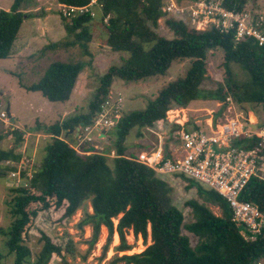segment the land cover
I'll return each mask as SVG.
<instances>
[{"label": "trees", "instance_id": "1", "mask_svg": "<svg viewBox=\"0 0 264 264\" xmlns=\"http://www.w3.org/2000/svg\"><path fill=\"white\" fill-rule=\"evenodd\" d=\"M29 1L13 0L8 10L0 9V58L11 55L24 18H39L45 14L24 11V5ZM249 1L222 0V5L241 11ZM59 2L82 7L91 0ZM96 4L100 6L99 17H92L89 12L75 14L70 20L61 16L66 39L59 45H77L81 54L91 59L89 43L93 33L102 27L101 44L128 56L121 57L119 64L110 66L99 77L86 111L74 112L49 125L37 123L34 130L48 135L41 146L43 157L32 171L27 186L10 189L12 196L7 205L12 219L7 227H0L5 253L13 256V264H50L53 254L59 257L54 264H80L87 260L101 229L105 228L107 237L99 261L105 258L113 234L117 233L119 237V244L114 247L116 253L108 264H254L264 259V229L255 240H245L240 233L241 226L232 221L227 201L214 190L180 175L186 187H195L198 194V199L185 203L193 217L185 223L183 213L172 203V190L167 181L138 161L137 154L130 152L126 145V137L133 128H137V137H142V130L149 127L160 133L166 131L168 140L173 139L175 131L192 120L185 121L183 126L169 124L165 120L166 112L172 107L185 108L194 100L225 102L231 98L237 104L259 105L264 115V46L250 37L236 42L234 31L222 33L214 27L196 30L174 17L164 21L172 36H163L157 28L159 19L166 14L162 11L165 0H96ZM56 45L53 43L50 47ZM215 49L223 53L224 78L223 81H212L214 86L206 87L209 80L206 58ZM183 59L191 60L184 75L163 85L143 109L124 112L117 119L111 128L114 136L111 162L107 152L95 149L86 154L73 148L76 127L92 122L105 103L115 78L144 81L153 76H164L174 61ZM88 63L90 61L82 59L53 61L36 83H21V86L28 91L40 92L48 101L66 102L79 73ZM11 159L18 161L20 154L12 148L0 151V175L1 163ZM51 198H54L55 206L66 202V217L82 210L76 226L80 230L88 226L91 230L83 254L71 249V241L63 249L42 234V245L32 256L23 234L38 211L29 210V207L31 203H39L40 210H45L50 207ZM239 198L257 204L264 213L263 182L252 179ZM86 203L91 211L86 209ZM213 206L219 209L218 214L212 210ZM114 219H117L116 224ZM128 232L135 237L141 236L144 242L149 235L151 243L141 252L118 255V252L132 248L126 239ZM67 255H70V261ZM2 258L0 252V260ZM76 258H79L78 262Z\"/></svg>", "mask_w": 264, "mask_h": 264}, {"label": "rangeland", "instance_id": "2", "mask_svg": "<svg viewBox=\"0 0 264 264\" xmlns=\"http://www.w3.org/2000/svg\"><path fill=\"white\" fill-rule=\"evenodd\" d=\"M175 1L178 2L179 6L191 2V0ZM12 3L13 0H0V9L8 10ZM61 4L59 0H30L28 4L26 3L24 11L27 13L44 12L45 14L39 18H24L18 36L14 41L11 55L8 58H0V151L12 148L15 153L20 154L18 161L11 159L1 163L0 227L2 228L7 227L12 219L7 205V201L12 196L10 189L18 186H27L32 176V171L38 167L42 160L43 151L41 146L48 135H45L41 130H34L37 123L49 125L60 121L58 116L67 107L74 108L71 114L77 111H86L98 86L99 77L110 66L119 64L121 57L128 56L125 52H113L110 48L106 50V46L101 44L100 41L104 37L102 27L93 33V38L89 43V50L92 53L91 59L88 56L82 55L81 49L77 45L73 47L60 46L59 44L66 39V32L61 21V16H64L59 10V5ZM99 7L96 4V8H92L95 14L94 17H99ZM243 10L250 16H255L256 14L264 15V0H250ZM170 17L173 16L166 13L158 22L157 32L166 37L172 36L171 30L168 29L164 22L165 19ZM36 18L38 19L36 20ZM65 18L70 20L71 16ZM183 19L190 25L187 16H184ZM43 25L46 26L48 31L46 30L43 36L37 34V31L31 33L32 38L25 44L26 48H24L22 40L25 38V34ZM99 31H103V33L101 34ZM53 43L57 45L50 47ZM79 59L86 62L90 61V63L79 73L75 86H79L81 91L78 90V93H76L75 90L72 97H70L71 101L69 99L66 102H51L43 97L40 92L28 91L21 86V83L24 85L36 83L47 66L53 61L74 62ZM222 61L223 53L220 49L211 50L208 53L206 64L209 80L206 82V87L214 86L212 81H223L224 71L221 67ZM190 63V59L174 61L166 75L153 76L144 81H124L115 78L106 99L108 103L102 105L107 112L106 117L109 114L120 117L124 112L143 109L148 99L154 97L163 85L184 75ZM220 107H223L220 113L224 112L230 115L241 113L245 115L248 112L257 121H261L264 117L259 105L250 103L237 104L231 98L226 99L225 102L211 99L194 100L187 107L183 108L182 112L177 113L179 119H181V123H185V121L210 113L218 115L220 113L217 114V111ZM228 107H230V112L227 110ZM7 110L10 116L7 114ZM96 116L97 114H95L94 118ZM83 127V125L76 127L73 135V147L76 146L79 135L82 137L88 134V132L83 130ZM111 128H107V132L102 138H93L91 142L98 146L96 150L108 153L110 162L114 156V151L109 150V145L112 147L114 139ZM142 133V137H137V128H133L126 137V145L130 148L132 145H137L136 143L140 142L141 145H145L148 148L158 141L157 136L148 129H143ZM96 134L97 132H93V137ZM159 135L165 139L167 133H159ZM19 136L21 140L18 141ZM138 138L141 139L139 140ZM85 145H89V142H86ZM158 176L167 181L171 187L172 203L183 213L184 222L188 223L192 221L191 210L185 203L190 199H198L196 188H187L186 183L177 175ZM49 200L51 205L45 210H40L39 203H31L29 207V210L36 209L38 211L35 217H31L23 234L25 243L31 249L32 256H35L42 245V241L40 240L42 234L49 236L53 243L61 246L63 249L71 241V249H74L77 254H83L87 249L85 240L90 237L91 230L88 226H85L83 230L78 229L76 226L82 217V210L79 209L71 217H66L64 215L66 202H63L61 206H55L54 198ZM87 208L91 211L89 203H86ZM212 210L216 214L219 213L217 207L213 206ZM113 221L115 224L117 223V219ZM106 237L107 231L105 228H102L99 239L91 254L85 262H81L80 264H108V261L116 253L114 247L119 244V237L115 233L113 234L105 258L99 261L98 258L101 255ZM126 239L132 245V248L124 252H118V255L141 252L147 244L151 243L149 237L144 242L142 238L135 237L129 232L126 234ZM191 240L194 243L195 239L193 236ZM3 244L4 237L0 235V252L3 255L0 264H13V256L5 253ZM67 259L70 261V255H67ZM57 261H59V257L53 254L50 264H54ZM76 261L78 262L79 258H76Z\"/></svg>", "mask_w": 264, "mask_h": 264}, {"label": "built area", "instance_id": "3", "mask_svg": "<svg viewBox=\"0 0 264 264\" xmlns=\"http://www.w3.org/2000/svg\"><path fill=\"white\" fill-rule=\"evenodd\" d=\"M164 5V13L183 21L187 16L190 26L196 30L214 27L222 33L234 31L236 42L250 37L258 45L264 46L262 14L250 16L245 10L227 9L222 5V0H196L180 6L175 0H165ZM59 7L64 17L83 12H89L92 17L95 15L89 4L82 7L61 4ZM227 110L230 112V107ZM182 111L180 107L169 109L166 122L183 126L185 123H181L177 113ZM106 114L104 106H101L92 122L83 125V130L88 134L78 136L77 144L73 147L76 151L89 153L86 152L89 146L97 148L91 143L93 138H102L107 128L113 127L119 118L111 114L106 117ZM150 130L157 132L154 128ZM93 132H97L94 137ZM172 137L167 140L168 134L167 139L158 135L155 147L137 154L138 161L151 167L157 175H183L217 192L229 204L232 221L241 226L242 237L255 240L263 232L264 213L257 204L242 200L239 196L252 179L264 183V117L257 121L248 112L245 115L210 113V117L204 121L187 123L178 128ZM86 142L89 145H85ZM254 264H264V259Z\"/></svg>", "mask_w": 264, "mask_h": 264}, {"label": "crops", "instance_id": "4", "mask_svg": "<svg viewBox=\"0 0 264 264\" xmlns=\"http://www.w3.org/2000/svg\"><path fill=\"white\" fill-rule=\"evenodd\" d=\"M94 3V4H93ZM89 6H90V8L92 9L93 7H95L96 8V0H91V2L89 3ZM98 11H99V9H98ZM49 15V14H48ZM38 18H36V20H37ZM47 30V28H46V26L45 25H43L42 27H39L38 26V28H36L35 30L33 29L31 32H27L26 34H25V38L22 40V44L24 45V48H26V46H25V44L32 38L31 37V33H33L34 31H37V34H39V35H41V36H43V33H45V31ZM48 31V30H47ZM101 34L103 33V31H99ZM106 46V45H105ZM106 50H109V47L108 46H106ZM79 85H80V83H79ZM75 88H73V90H72V93H71V95H70V97H72V94L75 92V90H76V93H78V90H80L81 91V88L79 87V86H74ZM69 97V99H70V101H71V98ZM68 99V100H69ZM69 101V102H70ZM68 105H70V103H68ZM76 109V108H75ZM72 111H74V108H72L71 109V107L70 108H64L62 111H61V114L58 116L59 117V120H62V119H64L65 117H67V116H69V114H71V112ZM222 110H221V107H220V109L217 111V114L218 113H220ZM221 114V113H220ZM220 114H218V115H220ZM60 116H61V119H60ZM149 130L150 132H151V130L150 129H153V128H149V127H147L146 128V130ZM156 132V131H155ZM164 132L166 133V131H163V133H160L159 131H157L156 133H154V132H151V133H153V134H155L156 136H157V138H158V135H159V133L160 134H164ZM165 137V136H164ZM104 139V138H103ZM139 140L141 139V138H138ZM166 139H167V136H166ZM168 140V139H167ZM137 142V141H136ZM157 142H155L154 143V145L152 146V147H148V148H150V149H152L153 147H155V144H156ZM137 145H132L130 148H129V151L130 152H133V153H135V154H138L139 152H141V151H145V150H149L148 148H147V146H145V145H141V143L139 142V143H136ZM95 146H97L96 144H95ZM142 146H144V147H142ZM135 147V148H134ZM97 148H98V146H97ZM111 146L109 145V150H111ZM136 149V150H135ZM167 152H169V151H167ZM167 155H168V153H167ZM166 155V156H167ZM115 235H117L118 236V234L117 233H115Z\"/></svg>", "mask_w": 264, "mask_h": 264}, {"label": "water", "instance_id": "5", "mask_svg": "<svg viewBox=\"0 0 264 264\" xmlns=\"http://www.w3.org/2000/svg\"><path fill=\"white\" fill-rule=\"evenodd\" d=\"M7 114L10 116V113H9L8 110H7ZM209 117H210V114H206L204 116H200V117H197V118H193L192 119V123L198 122V121H204L205 119H207ZM11 120H13V119L11 118ZM95 149L96 148L93 145H91V146L88 147V149L86 150V152L92 153V152L95 151Z\"/></svg>", "mask_w": 264, "mask_h": 264}]
</instances>
